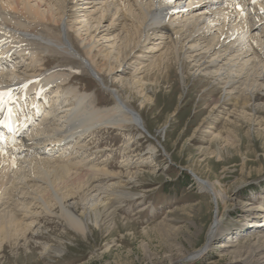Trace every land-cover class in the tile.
Wrapping results in <instances>:
<instances>
[{"label": "bare ground", "instance_id": "6f19581e", "mask_svg": "<svg viewBox=\"0 0 264 264\" xmlns=\"http://www.w3.org/2000/svg\"><path fill=\"white\" fill-rule=\"evenodd\" d=\"M82 3L85 6L80 9L77 0H0V93L8 94L0 97V139H4L0 143V249L6 243L14 249L21 242L30 244L41 219L51 215L85 237L91 227L100 229L118 219L123 203L135 197L129 186L141 170H131L129 152H125L128 145L122 151L128 158L120 161L119 170L107 163L96 164L86 154V141L97 130H116L120 136H127L131 127L139 129L140 135L147 129L130 98L124 99L107 78L132 89L137 75L152 68L159 74L162 68L169 71L171 62L180 66L183 75L189 64L186 58L222 84L215 105L223 100L225 107L231 105L242 113H248V108L251 113L264 110L260 95L264 91V0ZM119 26V33L114 34ZM152 37L169 39L165 56L169 65L164 64L163 56L145 65L139 50L132 55L138 47L142 51ZM103 44L107 46L99 49ZM53 54L66 64L59 65L62 71L44 74L48 65L44 57ZM69 62L79 70H67ZM124 65L137 68L127 80ZM76 72L97 81L114 99V105L100 107L91 93H82L72 85ZM47 89L56 95L49 97ZM17 93L20 101L15 103ZM151 101L145 96L141 105ZM220 136L214 135L213 140ZM150 150L156 152L157 148ZM201 182L218 210L208 244L189 257L194 259L207 252L210 242L220 236L223 214L219 205L227 201V192L219 188V182ZM255 210L263 212L264 205L248 207L247 212ZM254 227L263 228L264 219L250 228ZM219 247L229 255L264 264V246L248 250Z\"/></svg>", "mask_w": 264, "mask_h": 264}, {"label": "rangeland", "instance_id": "374dc122", "mask_svg": "<svg viewBox=\"0 0 264 264\" xmlns=\"http://www.w3.org/2000/svg\"><path fill=\"white\" fill-rule=\"evenodd\" d=\"M82 2L77 0L80 9L85 6ZM119 28L114 34L119 33ZM168 41L152 37L142 51L138 47L132 55L139 50L145 65L163 56L164 64L169 65L168 57L165 58ZM104 46L107 45H100L99 49ZM44 61L48 62L44 74L60 71L59 65L66 64L54 54L46 55ZM185 62L189 64L183 75L175 62H171L169 71L162 68L161 74L152 68L149 73L137 75L138 81L132 89L129 87L130 91L120 82L106 79L124 99L130 98L128 101L147 128L140 135L139 129L131 127L127 136H120L116 130H97L86 141V154L96 164L107 163L109 168L119 170L120 161L129 157L131 170H141L129 186L135 197L123 203L118 219L100 229L91 227L88 235L82 237L58 216H46L41 219V226L37 225L38 232L30 244L21 242L16 249L7 243L1 245L0 264L257 263L246 256L229 255L219 246L247 250L264 246V227L250 228L264 219V211L247 212L248 207L264 205V110L251 113L248 108V113H242L231 105L225 107L223 100L215 105L222 84L202 68L198 70L190 60L185 58ZM67 64V70H79L76 65ZM135 65L122 67L128 68L123 75L126 80L136 72ZM104 73L101 74L106 77ZM75 77L71 84L82 93H91L98 106L114 105V99L97 81L82 72H76ZM55 95L51 91L48 96ZM260 95L264 98V91ZM145 96L152 101L141 105ZM216 134L221 136L214 141ZM126 145L129 149L125 152L129 153L125 158L122 151ZM151 147L157 151L152 152ZM201 179L219 182V188L227 192V201L224 206L219 205L223 214L220 236L210 242L207 252L194 259L189 257L208 244L218 210L214 198L201 188ZM53 211L58 212L57 208ZM234 250L237 249L230 252Z\"/></svg>", "mask_w": 264, "mask_h": 264}, {"label": "snow or ice", "instance_id": "6c2138e0", "mask_svg": "<svg viewBox=\"0 0 264 264\" xmlns=\"http://www.w3.org/2000/svg\"><path fill=\"white\" fill-rule=\"evenodd\" d=\"M253 2H255V0H253ZM4 95H8V94L7 93H0V97H2Z\"/></svg>", "mask_w": 264, "mask_h": 264}]
</instances>
